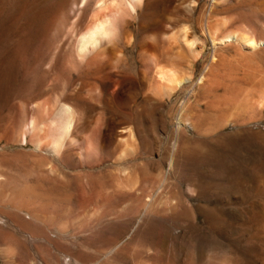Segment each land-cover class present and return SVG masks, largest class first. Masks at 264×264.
<instances>
[{"label": "rangeland", "instance_id": "374dc122", "mask_svg": "<svg viewBox=\"0 0 264 264\" xmlns=\"http://www.w3.org/2000/svg\"><path fill=\"white\" fill-rule=\"evenodd\" d=\"M143 2L83 62L95 0H0V264H264V0ZM164 64L184 88H157Z\"/></svg>", "mask_w": 264, "mask_h": 264}, {"label": "bare ground", "instance_id": "6f19581e", "mask_svg": "<svg viewBox=\"0 0 264 264\" xmlns=\"http://www.w3.org/2000/svg\"><path fill=\"white\" fill-rule=\"evenodd\" d=\"M89 1L90 0H81V3L82 4H85L86 6H87V4L89 3ZM144 0H95V4H94V15L92 16V18L90 17V23H89V26L79 35V37H78V39H77V41H76V44H75V54H76V57L78 58V59H81V60H83V62H84V60L85 59H87L88 57H90L91 56V58H93L92 56L94 55V54H96L97 52H98V50H100V48H101V46H102V44H104V42H106V41H109V39L111 38L112 40L114 39V37H116V35H112V33H113V28L115 27V24L113 25V23H114V21L115 20H118L119 19V21L120 20H122V22H123V19H121L122 18V12H123V9H125V11H128L129 13L130 12H132V11H134V9H136V7H138L141 3L143 4L144 2H143ZM81 4V5H82ZM84 5V6H85ZM83 6V7H84ZM86 6H85V8H86ZM82 7V8H83ZM124 11V12H125ZM127 13V12H126ZM133 13V12H132ZM131 14V13H130ZM145 17V16H144ZM89 22V21H88ZM118 24V23H117ZM114 26V27H113ZM74 29V28H73ZM184 30H185V28H184ZM183 30V31H184ZM187 30V29H186ZM118 31V30H117ZM117 31H116V33H117ZM162 31V30H161ZM203 33L206 35V38H208V40L210 41V43H211V45H212V47L215 49L216 47H221V46H225V45H228V44H230L231 45V43H236L238 46H240L242 49H244V50H247V51H254V50H256V49H258V48H260L261 46H262V43L261 42H259V41H257V40H255L254 38H252L251 36L249 37V36H247L246 34H238L237 32L236 33H230V34H228V35H225V36H223L222 38H220L219 36V38L217 37V32L215 31H212V29H211V27H209V26H206L205 28H203ZM76 32V31H75ZM202 33V35H204ZM115 34V33H114ZM182 34V35H181ZM187 34H188V32H187ZM189 34H190V32H189ZM111 35H112V37H111ZM179 35H180V37H182V43H181V45L183 46V50H182V52H184V51H186V50H188L189 52H193L192 54H194L193 56H197V58H198V55H197V53H196V51H194L196 48H193V46H195L194 44H196V43H193L192 41V43H193V45L192 44H190V40L188 41V38L186 39V32L184 31L183 33H182V31L179 33ZM188 36V35H187ZM190 36V35H189ZM188 36V37H189ZM179 37V36H178ZM190 38V37H189ZM110 39V43H109V45H108V47L110 46V45H112L113 46V43H111V40ZM176 40V42H181V41H178L177 40V38H175ZM115 40V39H114ZM113 40V41H114ZM127 40V39H126ZM179 40H181V38H179ZM112 41V42H113ZM175 41L174 40H171V42H174L175 43ZM127 42V41H126ZM171 42H169V45H168V47L170 48V45H172V43ZM107 43V42H106ZM171 43V44H170ZM264 43V42H263ZM128 44V43H127ZM176 44V43H175ZM182 46H180L179 45V47H181V49H182ZM103 47V46H102ZM111 47V46H110ZM115 46H113V48H114ZM116 48V47H115ZM177 47L175 46V49H176ZM186 50H185V49ZM173 49V48H172ZM105 50V49H104ZM115 50V49H114ZM159 50V49H158ZM157 50V51H158ZM103 51V49L101 50V52ZM110 51H112V49L110 50ZM165 51H167V50H165ZM179 51H181V50H178V55H179ZM100 52V51H99ZM98 52V53H99ZM100 52V53H101ZM113 52V51H112ZM158 52H160V51H158ZM181 52V54H184V53H182ZM99 53V54H100ZM116 53V52H115ZM162 53V52H161ZM175 53V52H174ZM199 53H200V51H199ZM103 54H106V50H105V53L103 52ZM152 54H154V52L152 53ZM164 54V53H163ZM187 54V53H186ZM97 55V54H96ZM96 55H94V56H96ZM114 55V54H113ZM175 55V54H174ZM98 56V55H97ZM158 56V55H157ZM164 56V55H163ZM162 56V57H163ZM180 56V55H179ZM186 57H187V55H185ZM189 56V55H188ZM107 57V56H106ZM112 57H115V55L114 56H112ZM154 57V59H155V61H156V57H155V55L154 56H151V58H153ZM174 57H178V56H174ZM174 57H172L173 59H174ZM185 57V58H186ZM95 58L97 59V57H94L93 59L95 60ZM169 58V57H168ZM172 58H171V61H170V63H171V65H174L173 64V60H172ZM194 58V57H193ZM196 58V57H195ZM90 58H88V60H89ZM100 59H102L101 58V55H100ZM158 59H160V58H158ZM157 59V60H158ZM162 59V58H161ZM170 59V58H169ZM81 60H80V62H81ZM99 60V59H98ZM153 60V59H152ZM166 60V59H165ZM195 60V59H194ZM78 61V60H77ZM91 61V60H90ZM103 61V60H102ZM108 61H109V59H108ZM161 61V60H160ZM163 61V60H162ZM161 61V62H162ZM169 61V60H168ZM214 61H215V56L213 55L212 56V64L214 63ZM87 62L88 61H86L85 62V64H87ZM97 62V61H96ZM92 63H93V61H92ZM110 63V62H109ZM158 63V65L160 64L159 62H157ZM185 63V62H184ZM89 64V63H88ZM154 64V63H153ZM84 65V64H83ZM155 65H156V63H155ZM157 65V66H158ZM161 65H163L162 63H161ZM168 65L169 64H167V67H168ZM89 66H90V64H89ZM101 66V65H100ZM157 66H155V67H157ZM164 66H165V64H164ZM164 66H160V67H158L157 69H156V71H155V73H154V80L152 79V81L153 82H156L157 84H158V86H157V84H156V86H157V88L159 87V86H161L162 88V90L164 89H167V91H168V89H170L168 92H172L171 90L172 89H177V88H181V87H183L185 84H187L188 83V77L187 78H185V77H182V73L180 72L179 74H180V76H179V74L176 72L177 70H175L174 71V69H176L174 66V69H173V67L172 66H170V67H172V69L171 68H167L166 66L164 67ZM97 67V66H96ZM97 69V68H96ZM105 69H106V67H105ZM104 69V70H105ZM99 70V69H98ZM92 71V70H91ZM177 74H176V73ZM88 73L89 72H87V75H88ZM118 73V72H117ZM86 75V76H87ZM190 76V75H189ZM88 77V76H87ZM86 77V78H87ZM82 78H84V76H82ZM85 79V78H84ZM88 79H90V78H88ZM202 80H203V78H201L199 81L200 82H202ZM115 82V81H114ZM119 82V81H118ZM120 83V82H119ZM154 84V83H153ZM81 85V84H80ZM93 85H95V84H93ZM117 86V85H116ZM118 87V86H117ZM185 87V86H184ZM183 87V88H184ZM94 88V87H93ZM94 89H96V88H94ZM157 90V89H156ZM163 90V91H164ZM90 91H91V88H90ZM94 91V90H93ZM96 91V90H95ZM107 91V90H106ZM166 91V90H165ZM164 91V92H165ZM174 91V90H173ZM181 91H182V89H181ZM78 99V98H77ZM64 105H62V106H60L58 109L56 108V110H57V112H56V114L54 115V117L52 118L53 119V121H51L52 122V124L50 123V130L49 131H51V127H52V130H53V133H52V135L50 136V139H48V140H46L47 141V143H48V141H49V144L46 146V142H44V146H46V152L48 153H52V154H56V153H58V151H60L61 149H60V147H61V144H62V142L64 141V139L66 138V137H68V135H69V133H70V131H71V129H73L72 128V125H73V122H74V119L76 118V117H74L75 115L74 114H76V112L74 113V111H73V108L72 107H70V106H72V105H69L68 106V104L67 105H65V103H63ZM60 105V104H59ZM78 109H79V107H78ZM80 110V109H79ZM78 115V114H77ZM47 117V116H46ZM31 118V117H30ZM49 118V117H48ZM37 123H35V121H34V119H31L30 120V123H29V126H30V130L31 131H33V129H34V131L33 132H35L36 130V128L38 127V126H35ZM53 125V126H52ZM29 126H28V128H29ZM74 126V125H73ZM40 127V126H39ZM42 127V126H41ZM40 127V128H41ZM42 129V128H41ZM30 131V132H31ZM32 132V133H33ZM38 132H40V131H38ZM38 132H36V133H38ZM72 132V131H71ZM40 134H41V132H40ZM39 133L37 134V135H40ZM46 134V133H45ZM44 134V135H45ZM34 135H36V134H34ZM33 135V136H34ZM36 135V136H37ZM44 135L42 134V136L44 137ZM36 136H35V138H36ZM48 136V135H47ZM47 136H45V138L47 137ZM43 137H42V139H43ZM32 138V137H31ZM44 138V139H45ZM34 139V138H33ZM42 139H41V136H40V139L38 140V142H36L35 143V148H36V150H41L42 148H43V146H42V144H43V142H42ZM67 139V138H66ZM34 140H36V139H34ZM40 140H41V142H40ZM37 141V140H36ZM43 141H45V140H43ZM28 142V141H27ZM35 142V141H34ZM42 143V144H41ZM63 145V144H62ZM64 146V145H63ZM59 155V154H58Z\"/></svg>", "mask_w": 264, "mask_h": 264}]
</instances>
